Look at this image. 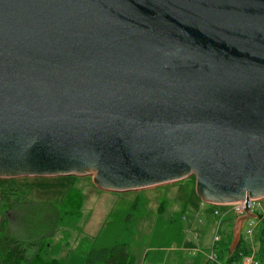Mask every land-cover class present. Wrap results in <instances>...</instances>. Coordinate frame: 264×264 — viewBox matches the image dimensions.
<instances>
[{
    "label": "water",
    "instance_id": "water-1",
    "mask_svg": "<svg viewBox=\"0 0 264 264\" xmlns=\"http://www.w3.org/2000/svg\"><path fill=\"white\" fill-rule=\"evenodd\" d=\"M189 177L214 207L264 198V0H0V180Z\"/></svg>",
    "mask_w": 264,
    "mask_h": 264
},
{
    "label": "rangeland",
    "instance_id": "rangeland-1",
    "mask_svg": "<svg viewBox=\"0 0 264 264\" xmlns=\"http://www.w3.org/2000/svg\"><path fill=\"white\" fill-rule=\"evenodd\" d=\"M14 189L18 193L27 191L26 197L31 204L25 212L22 211L19 217L17 216L15 222L10 224L11 234L23 242H31L51 234L52 245L59 246L57 259L62 260L63 264H82L83 247L79 246L80 242L89 241L97 236L111 210L121 202L132 201L137 195L146 197L149 204L145 216L135 227L136 237L132 245L135 264L143 262V254L149 244V235L157 218L160 201L166 203L163 212L166 220L178 217L181 219L183 242L180 252L187 263L197 256L193 252L209 254L215 236L219 237L215 245L217 252L228 248L235 221L239 217L228 206L214 207L202 203L195 194L192 177L166 186L124 194L102 192L94 187L90 177L0 180V191ZM71 189L78 190L82 197L81 216L71 226L60 223L57 225L55 204ZM262 211L264 198L253 205L251 214L256 218H248L244 222L242 236L248 229H252L253 240L259 238L261 224L258 225L257 216H262ZM213 212L218 215L213 216ZM10 217L13 219L15 214ZM176 252L175 247L165 251L169 258H174Z\"/></svg>",
    "mask_w": 264,
    "mask_h": 264
},
{
    "label": "trees",
    "instance_id": "trees-1",
    "mask_svg": "<svg viewBox=\"0 0 264 264\" xmlns=\"http://www.w3.org/2000/svg\"><path fill=\"white\" fill-rule=\"evenodd\" d=\"M26 196L25 190L19 193L15 189L0 191V264H63L62 260L57 259L59 246L52 245L51 234L31 242L20 241L11 234L10 224L31 204ZM81 204L82 197L78 190L67 191L60 202L55 204V223L68 226L74 224L81 216ZM148 204L146 197L137 195L132 201L121 202L116 206L97 236L80 242L79 246L83 247L82 264H135V255L132 252L136 237L135 227L145 216ZM165 206L166 203L160 201L142 264H210L203 261L200 255L191 258L190 263L185 261L178 250L183 242L181 219L178 217L166 220L163 217ZM13 213L15 217L12 219L10 216ZM258 219V225L261 224V247L257 256L261 260L264 251V217L259 216ZM172 247H175L177 252L174 258H169L165 251ZM247 254L246 243L242 239L233 252L228 248L218 252L219 260L224 264L240 261Z\"/></svg>",
    "mask_w": 264,
    "mask_h": 264
},
{
    "label": "built area",
    "instance_id": "built-area-1",
    "mask_svg": "<svg viewBox=\"0 0 264 264\" xmlns=\"http://www.w3.org/2000/svg\"><path fill=\"white\" fill-rule=\"evenodd\" d=\"M257 201L254 200H250L249 201V210L251 212V209L253 207V205H255ZM245 201L242 202H238V203H234L231 205H228V207H230L231 211L236 215V216H242L244 213V209H245ZM263 215L261 216L262 218L264 217V211ZM218 214L216 212H213V216H217ZM259 217V216H258ZM242 241L244 243H248L249 245L253 244V230L252 229H248L246 231V233H244V236L241 235ZM219 241V237L215 236L212 242V250L209 254H202L201 252H197L193 254H197L200 255L202 258H204V260L210 264H224L221 263L219 260V255L218 252L216 251V247L215 245L218 243ZM251 241V242H250ZM258 251H255L254 249L250 252H248L247 255L243 256L241 258L240 261L237 262H232L230 264H261V261L258 259Z\"/></svg>",
    "mask_w": 264,
    "mask_h": 264
},
{
    "label": "crops",
    "instance_id": "crops-1",
    "mask_svg": "<svg viewBox=\"0 0 264 264\" xmlns=\"http://www.w3.org/2000/svg\"><path fill=\"white\" fill-rule=\"evenodd\" d=\"M86 181V180H85ZM84 181V182H85ZM112 194V193H111ZM114 209V208H113ZM111 212H112V210H111ZM240 217V216H239ZM238 217V218H239ZM261 217V216H260ZM237 218V219H238ZM255 218H256V216H255ZM262 218V217H261ZM257 220H259L258 219V216H257ZM236 222V221H235ZM245 222V221H244ZM244 222H243V224H242V227H241V230H240V238H241V235H242V229H243V225H244ZM234 228V227H233ZM232 237H233V230H232V234H231V238H230V240H229V247H228V249L230 250V247H231V243H232ZM240 242V241H239ZM263 242H264V238H263ZM239 244V243H238ZM261 247V245H260V241H259V238H255L254 240H253V244L252 245H249V246H247V244H246V248H247V251L248 252H250V251H252L253 249L255 250V251H258L259 250V248ZM179 251H182L181 250V248H179L178 249ZM176 251H177V249H176ZM261 262H264V251H263V253H262V257H261V260H260Z\"/></svg>",
    "mask_w": 264,
    "mask_h": 264
}]
</instances>
